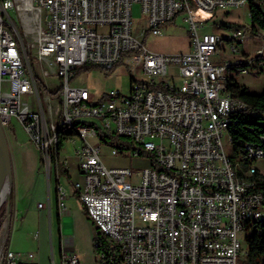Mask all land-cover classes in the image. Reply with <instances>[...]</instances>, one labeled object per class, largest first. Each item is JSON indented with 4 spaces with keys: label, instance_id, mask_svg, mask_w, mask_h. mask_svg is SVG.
I'll use <instances>...</instances> for the list:
<instances>
[{
    "label": "built area",
    "instance_id": "obj_1",
    "mask_svg": "<svg viewBox=\"0 0 264 264\" xmlns=\"http://www.w3.org/2000/svg\"><path fill=\"white\" fill-rule=\"evenodd\" d=\"M139 5L147 29L132 32V6ZM191 4L195 7L193 10ZM245 0H0V122L17 121L42 152L47 173L66 167L59 135L78 142L73 155L82 181L72 189L103 241L93 239L96 264H254L242 246L264 228V190L224 151L230 115L247 105L226 90L233 73H264V50L240 53L241 29L203 32L208 16ZM185 10L189 50L157 53L141 38ZM226 47L239 54L222 58ZM139 52L147 80L131 79L123 94L95 96L72 84L85 65L110 67ZM40 73V75H37ZM35 76L55 81L57 96L40 94ZM179 79L176 83L175 79ZM128 138L135 156L147 153L140 171L107 167L96 128ZM264 141V138H263ZM249 160L264 158L245 145ZM59 213L66 189L57 183ZM31 262L5 249L1 263ZM61 264H79L63 253Z\"/></svg>",
    "mask_w": 264,
    "mask_h": 264
},
{
    "label": "rangeland",
    "instance_id": "obj_2",
    "mask_svg": "<svg viewBox=\"0 0 264 264\" xmlns=\"http://www.w3.org/2000/svg\"><path fill=\"white\" fill-rule=\"evenodd\" d=\"M191 8L195 7L191 4ZM186 11H180L172 20L161 25V35H153L150 31L146 32L141 38L143 45L157 53H175L178 51L189 50L188 23L185 21ZM208 24L203 32H215L225 34L235 29H241L243 32L242 42L238 44L240 53L245 50L246 53L253 55L256 49L264 47V32H258L255 35L251 29L250 17L247 4L238 7H229L226 10H216L207 17ZM133 34H137L142 29H147L145 16L141 13L138 4L132 6ZM222 58H230L236 62L240 55L231 54L224 46ZM143 57L139 52H130L124 54L122 60L107 74L101 68L88 67L77 74L72 84L86 87L90 93L95 96L109 90H118L127 94L131 86V78L134 80H147L148 77L142 71ZM108 72V71H107ZM37 75H40L38 73ZM242 85L247 87L251 93H262L264 90V73L262 71H250L248 74H231ZM37 78L49 90L55 86L52 78ZM179 83V79H175ZM12 167V180L9 183V192L6 199L0 206V261L2 253L7 248L9 231L12 225L13 247L18 249L19 254H28L32 259L31 264H52L51 260H58V231L56 225L55 211L49 221L48 217V199L51 204H55L54 190L55 178L52 169L46 172L42 152L30 140L22 126L15 120L4 127ZM92 144L101 145V159L107 167H129L134 171H140L142 168L150 165V160L146 155L135 156L136 146L120 151L116 148V141H101L98 136L91 139ZM224 151L231 157L234 163L244 168L239 163L240 157H235L233 146L227 134L222 136ZM78 142L66 141L61 150L62 158L67 160V168L70 169L72 178H76V158L73 155L74 147ZM258 171L264 174V158L257 159L252 163ZM245 169L247 168V165ZM18 188L25 193V197L19 209L24 210L23 218L14 215L12 192ZM11 201V204H10ZM23 213V211H21ZM20 215V213H19ZM86 215V214H85ZM17 217V218H16ZM87 217V216H86ZM90 221V219L87 217ZM91 222V221H90ZM92 223V222H91ZM92 225V224H91ZM95 235H93L92 240ZM76 241V237H75ZM242 246L247 248L246 242ZM94 253V252H93ZM94 256V254H93ZM90 263L96 264L93 257L89 256ZM87 256L81 261L87 262ZM0 264H2L0 262ZM4 264V263H3ZM87 264V263H84Z\"/></svg>",
    "mask_w": 264,
    "mask_h": 264
},
{
    "label": "trees",
    "instance_id": "obj_3",
    "mask_svg": "<svg viewBox=\"0 0 264 264\" xmlns=\"http://www.w3.org/2000/svg\"><path fill=\"white\" fill-rule=\"evenodd\" d=\"M245 1L248 6L252 32L259 36L258 32H264V0ZM116 64L108 68L103 66L85 65L77 69L76 75L82 70H87L88 67H95L105 70L104 74L107 76ZM35 82L40 94L49 95L51 97L57 96V90L49 91L36 76ZM226 90L233 97L242 100L247 105L246 109L236 111L230 115V122L227 127L234 155L235 157H240L239 163H242L243 161L242 165L244 168L242 169H245L246 166L244 165L248 166L256 161L255 159L249 160L244 156L243 147L245 145L258 147L264 152V90L262 93H251L247 90L246 86L240 84L233 76L227 78ZM96 134L103 142H106L107 140L116 141V148L120 151L133 148L132 142L128 138L108 134L98 127L96 128ZM68 139V135L63 133L62 135H59L57 148L61 149ZM140 154L148 155L143 151H140ZM58 168L61 174L65 172L62 164L59 163ZM253 179L258 182V187L264 190V174L256 169ZM94 235V239L103 241V237L99 233H95ZM247 249V261L249 263L264 264V228L262 230L255 229L253 231L251 236L247 239Z\"/></svg>",
    "mask_w": 264,
    "mask_h": 264
},
{
    "label": "crops",
    "instance_id": "obj_4",
    "mask_svg": "<svg viewBox=\"0 0 264 264\" xmlns=\"http://www.w3.org/2000/svg\"><path fill=\"white\" fill-rule=\"evenodd\" d=\"M264 34V33H263ZM257 49H263L264 47L261 46ZM242 53L248 54L245 52V50H242ZM251 55V54H249ZM254 55V54H253ZM62 150V148H61ZM61 150H60V157L61 156ZM76 158V157H75ZM77 161V159H76ZM54 173L55 178V190H54V198H55V204H51L50 198L48 199V217L49 221L53 217V213L55 211L56 217V225H57V231H58V260H54L52 258V264H61V257L63 253H74L78 260L79 264L87 263L89 264L90 258L89 256L93 257V260H95V253L93 249V240L92 237L95 234V227L94 225L87 219L83 207L77 197V194L72 189V182L75 181H82V176L78 171L77 162H76V178H72V175L70 174V169L64 167L65 172L61 174L60 170L57 173V171L53 168H51ZM50 169V170H51ZM61 183L64 185L67 193V197L65 199V206L66 211L62 214L59 213L58 205H57V193H56V186L57 183ZM12 199H13V211L14 215L19 217L20 220H22L24 214L20 211L19 207L22 205L24 195L25 193L20 191L18 188L15 189L14 192H12ZM20 213V215H19ZM16 217V218H17ZM92 224V225H91ZM12 225L13 221L11 222V230L9 231L8 236V242H7V248L12 251H18V249L13 247V237H12ZM76 237V241H75ZM94 254V256H93ZM87 256V262H82L81 260L84 259ZM31 262L25 261L23 264H31Z\"/></svg>",
    "mask_w": 264,
    "mask_h": 264
},
{
    "label": "water",
    "instance_id": "obj_5",
    "mask_svg": "<svg viewBox=\"0 0 264 264\" xmlns=\"http://www.w3.org/2000/svg\"><path fill=\"white\" fill-rule=\"evenodd\" d=\"M5 176H8L10 181L12 180V167L9 147L4 127L0 122V185L3 182Z\"/></svg>",
    "mask_w": 264,
    "mask_h": 264
},
{
    "label": "bare ground",
    "instance_id": "obj_6",
    "mask_svg": "<svg viewBox=\"0 0 264 264\" xmlns=\"http://www.w3.org/2000/svg\"><path fill=\"white\" fill-rule=\"evenodd\" d=\"M9 183H10V180H9L8 176H5L3 182L0 185V206L2 205L4 200L6 199L7 194L9 192Z\"/></svg>",
    "mask_w": 264,
    "mask_h": 264
}]
</instances>
